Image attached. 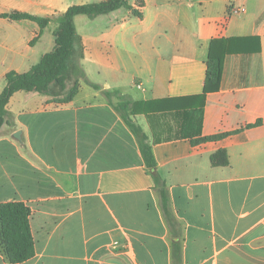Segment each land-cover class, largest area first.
Segmentation results:
<instances>
[{"label": "crops", "instance_id": "1", "mask_svg": "<svg viewBox=\"0 0 264 264\" xmlns=\"http://www.w3.org/2000/svg\"><path fill=\"white\" fill-rule=\"evenodd\" d=\"M103 1L0 0V15L53 19L41 30L0 17V93L6 73L53 51L56 18ZM127 3L140 17L76 15L64 87L19 91L6 106L0 204L29 209L34 242L14 264H264V0ZM214 41L227 49L219 90L200 105ZM104 92L128 104L138 136ZM219 151L225 166L211 163ZM0 264L11 263L0 253Z\"/></svg>", "mask_w": 264, "mask_h": 264}, {"label": "trees", "instance_id": "2", "mask_svg": "<svg viewBox=\"0 0 264 264\" xmlns=\"http://www.w3.org/2000/svg\"><path fill=\"white\" fill-rule=\"evenodd\" d=\"M120 8L129 10L134 16L140 17V13L133 10L128 5L127 0H106L94 4L71 6L65 13L56 18L58 29L55 33V46L53 51L43 55L41 60L26 73L18 74L14 71L6 73V85L0 93V128L4 125L12 126L7 117L6 106L12 95L16 92L33 91L45 93L52 83L57 84L60 88L64 87L77 44V35L73 23L74 17L76 15L95 16L107 14ZM0 17L12 21L28 20L36 23L41 30L53 20L50 17L41 18L19 12L2 14ZM226 51L224 41H214L211 44L206 62L203 92L198 97L200 105L207 94L216 93L219 90L223 57ZM92 87L97 89V86L93 85ZM75 92L76 84L69 92L67 100ZM104 96L108 99V92H104ZM127 105L122 101L119 105L115 106V109L121 114L133 133L138 136V129L121 113V109L126 111ZM223 136L204 137L193 141V143L213 141ZM139 146L145 166L153 178L155 188L160 192L163 203H166L165 184L157 174L156 162L151 147L144 143L143 140H140ZM210 160L214 166L227 165L224 151L213 154ZM29 217L30 211L23 203L9 202L0 204V253L8 263H21L34 256V242L31 235Z\"/></svg>", "mask_w": 264, "mask_h": 264}, {"label": "rangeland", "instance_id": "3", "mask_svg": "<svg viewBox=\"0 0 264 264\" xmlns=\"http://www.w3.org/2000/svg\"><path fill=\"white\" fill-rule=\"evenodd\" d=\"M92 1H97V0H92ZM109 100L113 102V105H119L120 102H122V98L116 93H108ZM121 113L123 114L124 117L128 118V113L127 111H123L121 109Z\"/></svg>", "mask_w": 264, "mask_h": 264}, {"label": "water", "instance_id": "4", "mask_svg": "<svg viewBox=\"0 0 264 264\" xmlns=\"http://www.w3.org/2000/svg\"><path fill=\"white\" fill-rule=\"evenodd\" d=\"M20 134H21V133L18 131V132H16L15 134H13V137L19 139Z\"/></svg>", "mask_w": 264, "mask_h": 264}]
</instances>
